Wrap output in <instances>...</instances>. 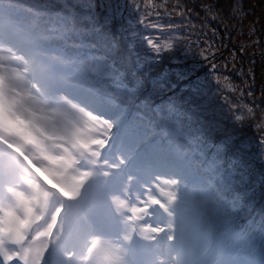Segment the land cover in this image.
<instances>
[{
	"label": "rangeland",
	"instance_id": "rangeland-1",
	"mask_svg": "<svg viewBox=\"0 0 264 264\" xmlns=\"http://www.w3.org/2000/svg\"><path fill=\"white\" fill-rule=\"evenodd\" d=\"M16 1L23 4L29 21L39 19L47 32L55 35L68 29L90 40L101 68L96 76L109 80L102 83L105 89H122L128 100L159 94L188 105L189 110L173 118L164 108L165 99L157 103L144 99L134 106L128 123L140 125L147 137L159 131L158 142L170 139L188 158L190 143L203 155L210 150L204 140L190 135L189 141L183 131L195 124L196 132L207 131L218 150L235 162L228 175L232 170L228 155L212 151L206 159L209 166L218 164L217 169L225 162L224 176L229 181L221 189L225 203L244 213L254 210L259 194L249 182L256 173L264 181V0H54L62 11L52 13L44 7L43 17L25 0ZM78 18L91 31L79 26ZM120 35L126 36L127 46L117 47L110 39ZM110 61L118 66L112 68ZM28 133L53 142L46 140L39 123ZM51 160L56 162L60 156ZM195 175L207 183L203 172ZM67 176L76 178L72 170ZM207 190L214 197L212 189ZM225 203L220 201L221 210ZM214 204L215 216H221ZM203 208L205 220L215 222L210 209ZM257 222L263 226L264 215L257 214ZM205 234L222 239L214 224L205 228ZM250 247L264 259V244L251 240Z\"/></svg>",
	"mask_w": 264,
	"mask_h": 264
},
{
	"label": "clouds",
	"instance_id": "clouds-1",
	"mask_svg": "<svg viewBox=\"0 0 264 264\" xmlns=\"http://www.w3.org/2000/svg\"><path fill=\"white\" fill-rule=\"evenodd\" d=\"M29 130V124L27 122H21L18 126V130L14 131L8 138L11 140L20 141L24 151L30 152L33 146L23 142V137L28 133Z\"/></svg>",
	"mask_w": 264,
	"mask_h": 264
},
{
	"label": "bare ground",
	"instance_id": "bare-ground-1",
	"mask_svg": "<svg viewBox=\"0 0 264 264\" xmlns=\"http://www.w3.org/2000/svg\"><path fill=\"white\" fill-rule=\"evenodd\" d=\"M115 143L117 145V141H115ZM136 159L139 160L140 159V155H138L136 157ZM6 169H7V165L0 163V173L4 172ZM4 184H5L4 181L0 180V186L4 185ZM9 188L14 189V190H17V189H21L22 190L24 188V186L20 182L17 181V182H14L11 186H9ZM55 196L57 198V204H59L61 202V198L57 194ZM46 205L49 206L48 203ZM7 206L8 207L12 206V200L10 198H8V200H7ZM2 264H6V263H2Z\"/></svg>",
	"mask_w": 264,
	"mask_h": 264
},
{
	"label": "trees",
	"instance_id": "trees-1",
	"mask_svg": "<svg viewBox=\"0 0 264 264\" xmlns=\"http://www.w3.org/2000/svg\"><path fill=\"white\" fill-rule=\"evenodd\" d=\"M25 1H26V2H29V0H25ZM36 4H37V5H41V4H40V1H37ZM47 9H49L52 13H60V12L62 11L61 7L57 4L56 1L51 2V3L49 4V6H48ZM120 36H121V38H122V42H121L122 46H124V47L127 46V45H128V41H127L126 36H125V35H120ZM113 38H114L116 41H118V39H117L116 36H113ZM131 63H133V62L130 61V64H131ZM131 67H132V65H131ZM263 185H264V181H263Z\"/></svg>",
	"mask_w": 264,
	"mask_h": 264
}]
</instances>
